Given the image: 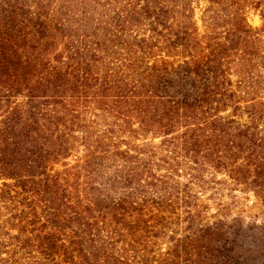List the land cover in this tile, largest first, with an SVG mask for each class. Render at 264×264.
Listing matches in <instances>:
<instances>
[{
  "label": "trees",
  "instance_id": "16d2710c",
  "mask_svg": "<svg viewBox=\"0 0 264 264\" xmlns=\"http://www.w3.org/2000/svg\"><path fill=\"white\" fill-rule=\"evenodd\" d=\"M0 264H264V0H0Z\"/></svg>",
  "mask_w": 264,
  "mask_h": 264
},
{
  "label": "rangeland",
  "instance_id": "374dc122",
  "mask_svg": "<svg viewBox=\"0 0 264 264\" xmlns=\"http://www.w3.org/2000/svg\"><path fill=\"white\" fill-rule=\"evenodd\" d=\"M249 22L254 25H260L261 20L259 19V16L257 13L251 11L248 15ZM241 199L238 202H235L234 204L236 206H233L232 211L234 212H241L245 217L246 215L255 214L257 217L262 216L263 208L257 204V201L251 194H239Z\"/></svg>",
  "mask_w": 264,
  "mask_h": 264
}]
</instances>
